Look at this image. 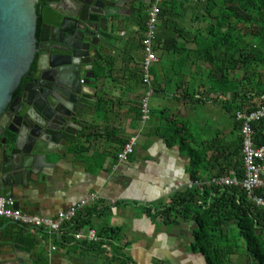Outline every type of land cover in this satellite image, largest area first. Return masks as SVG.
I'll list each match as a JSON object with an SVG mask.
<instances>
[{
    "label": "crops",
    "instance_id": "1",
    "mask_svg": "<svg viewBox=\"0 0 264 264\" xmlns=\"http://www.w3.org/2000/svg\"><path fill=\"white\" fill-rule=\"evenodd\" d=\"M165 1L168 0H161L163 7ZM174 1L178 3V13L168 14L173 20L172 26L164 27V16L159 17L160 26L153 43L158 58L153 66L158 76H152V109L143 132L139 128L138 116L141 86L135 79L146 25L143 24L140 9L136 11L132 0H125L119 8L122 14L113 17L107 29L109 39H102L97 48L96 68L87 72L92 76L86 81L93 100L90 106L82 109L80 128L74 135L65 134L59 154L48 157L54 168L52 176L44 179L50 184L39 182L19 200V209L23 213L51 218L96 194L101 199L99 203L111 211L110 227L126 225L131 232L144 236V240L131 242L122 234L120 245L128 250L125 256L130 259V264H154L157 261L162 264H206L204 257L191 249L193 222L180 219L178 225L166 226L159 218L152 221L144 211L141 217L127 218L128 210L134 205L133 209H146L159 203L166 204L174 193L188 189L185 185L191 179L187 151L180 150L178 144L168 146L158 136L163 125L164 131L170 124L187 125L185 136L207 143V157L216 153L217 147L223 150L218 164L213 162L216 169L204 172L201 175L203 178L214 177L223 166L229 167L237 161L240 163V155L232 161L228 158L237 146L238 133L234 123L229 120L228 130L221 124L224 118L229 119L222 102L230 95L222 97L204 91L201 96V83L205 78L200 70L209 66L196 59L193 52L197 50V35L205 36L207 33V24L196 19L205 17V14L192 6L191 2L196 0ZM187 52L191 54L187 55ZM186 90L192 92V96H187ZM138 132L133 154L126 162H118L117 154ZM188 132L191 136L186 135ZM187 141L193 148L197 147L191 139ZM76 145L81 147V153ZM76 147L77 152L74 151ZM94 202L86 207L96 205ZM118 203H122L123 208H118ZM39 233L41 235L36 234L39 248L46 250L48 264H89L86 256H94L84 250L70 254V249L62 254H52L56 248H52L54 242L51 235L45 238L42 232ZM14 249L15 252L8 245L0 247L1 264H13L11 260L15 255L37 264L30 254L15 246Z\"/></svg>",
    "mask_w": 264,
    "mask_h": 264
},
{
    "label": "trees",
    "instance_id": "2",
    "mask_svg": "<svg viewBox=\"0 0 264 264\" xmlns=\"http://www.w3.org/2000/svg\"><path fill=\"white\" fill-rule=\"evenodd\" d=\"M44 1L38 0L36 11ZM191 3L205 14V17L196 19L207 24V33L205 36L197 35V50L193 52L196 59L209 66L200 70L205 78L201 83V96L204 91L222 97L230 95L222 105L234 123L238 136L237 146L228 158L232 161L240 155L241 163V124L235 121V114L255 110L260 102H264V0H196ZM169 13H178V3L174 0L165 1L164 7L160 4L159 17L164 16L166 28L173 24ZM36 33L38 36V30ZM93 68H96V60ZM185 92L187 96H192V92ZM251 128L255 145H264V118L253 123ZM187 129L185 124L177 126L175 123L164 131L163 125L158 136L168 146L178 144L180 150L187 151L191 180H210L213 177L203 178L201 175L216 169L213 162L218 164L223 150L217 147L216 153L207 157V143L197 138H187ZM190 134L186 133L188 136ZM190 139L191 143L197 145L196 148L189 144L187 140ZM77 147L74 148L75 152ZM78 151L81 153V147H78ZM240 163L237 161L229 167L223 166L214 177L229 176L234 171L241 179L243 171ZM255 195L264 198V190L255 191ZM107 210L108 207L99 209L96 205L86 207L65 223L58 233L53 234L3 218H0V229L3 237L11 238L14 246L34 257L37 264H48L46 250L39 248L40 241L36 235L39 232L45 234L46 238L51 235L53 242L62 247L78 246L87 252L104 251L115 244V250L109 249L113 254L111 259L118 257L124 264L127 261L130 264L128 257L116 252L124 248L120 245L122 229L107 224L100 228L94 226V217H101ZM144 212L151 220L161 219L166 226H176L180 219L193 222L191 249L200 253L206 264H264V211L248 198L241 187L204 185L185 189L174 193L168 203H159L144 209ZM85 228L93 229L98 241L75 240L73 235Z\"/></svg>",
    "mask_w": 264,
    "mask_h": 264
},
{
    "label": "water",
    "instance_id": "3",
    "mask_svg": "<svg viewBox=\"0 0 264 264\" xmlns=\"http://www.w3.org/2000/svg\"><path fill=\"white\" fill-rule=\"evenodd\" d=\"M124 1L45 0L36 37L38 0H0V192L15 200V209L39 182L50 184L44 179L54 168L48 157L61 150L65 134L80 128L82 109L93 100L87 72ZM32 63V81L11 101ZM10 102L14 108L5 116ZM4 245L15 252L0 229ZM11 263L33 264L19 255Z\"/></svg>",
    "mask_w": 264,
    "mask_h": 264
},
{
    "label": "built area",
    "instance_id": "4",
    "mask_svg": "<svg viewBox=\"0 0 264 264\" xmlns=\"http://www.w3.org/2000/svg\"><path fill=\"white\" fill-rule=\"evenodd\" d=\"M161 0H153L150 5L147 24L144 37L141 41L143 47L142 60V84L147 91L140 98V123L143 126L150 119L149 100L154 94L153 79L150 76V67L158 61L153 40L156 35V25L160 14ZM264 118V102L255 109L248 112L238 111L235 114V121L241 124V164L242 177H237L232 171L229 176L213 177L207 181H193L186 183L185 187L194 189L202 186H237L241 187L256 206H259L264 211V198L256 196L255 191L264 190V145L256 146L253 140V131L251 125L259 122ZM140 132L129 138L122 149L117 154V161L120 163L126 162L133 154L134 148L138 142ZM96 201V202H94ZM101 199L96 194H91L89 197L80 200L74 206L58 212L54 217H40L23 213L20 209L14 208V201L2 196L0 192V218L10 222L30 227V229H42L50 234L58 233L62 226L69 222L76 214L84 209L89 203L94 202L97 206H103L99 202ZM77 241L96 242V234L94 230H88L87 234L84 231L73 235Z\"/></svg>",
    "mask_w": 264,
    "mask_h": 264
},
{
    "label": "rangeland",
    "instance_id": "5",
    "mask_svg": "<svg viewBox=\"0 0 264 264\" xmlns=\"http://www.w3.org/2000/svg\"><path fill=\"white\" fill-rule=\"evenodd\" d=\"M140 0L138 1V2H136L135 4H134V7H135V9H136V11L137 10H139L140 9ZM140 15H141V18L143 19V24H147V20H146V16H147V18H148V13H149V9H143V5H142V8H141V10H140ZM158 26H160L159 25V19H158V22H157V25H156V28H158ZM153 42H154V40H153ZM153 46H154V44H153ZM141 50H142V55H141V57L139 58V60H138V58H137V61L139 62V63H137L136 65V68H138V69H136V72H137V74H138V76H137V78L135 79L136 80V82H139V85L141 86L140 88H141V95H140V98L141 97H143L144 96V94L146 93V91H147V89H146V87L142 84V60H143V57H144V54H143V47H142V44H141ZM150 76L152 77V76H155V77H157L158 76V71L157 70H155V66H151L150 67ZM154 87V86H153ZM154 89V88H153ZM154 95V94H153ZM153 95H152V97H153ZM152 97L150 98V100H149V109H150V111H151V109H152V107H151V100H152ZM140 99H139V103H138V113H140ZM219 118V117H218ZM230 119H228L227 117L226 118H224L223 120H222V126H226L227 127V130L229 129V126H230V124H231V122L229 121ZM140 121V120H139ZM218 121V120H217ZM147 124H148V121L143 125V127H142V125L140 124L139 125V128L141 129L142 128V132H143V130H144V128L147 126ZM186 124H188L189 125V123H186ZM189 127H190V125H189ZM235 135V132H233V136ZM117 206H118V208H123V206H122V203H118L117 204ZM135 206V205H134ZM134 206H132L131 207V209L130 210H128V213H129V215H128V219L129 220H131V219H133V217H141V216H143V211H144V209L145 208H142V207H140V209H133V207ZM100 208H104L103 206L102 207H100ZM99 208V209H100ZM137 210H139V211H137ZM110 214H111V211H110V209L109 210H107L106 212H105V214L104 215H102L101 217H99L97 220L96 219H94L93 221V223H94V226L95 227H97V228H100V227H102L104 224H109V216H110ZM155 219H153L152 221H154ZM122 228V230H123V232H122V234H125L126 235V238L128 239V240H131V242H134V241H137V240H139V239H142V240H144V236L143 235H140L138 232H131V229L129 228V226H127L126 227V225H124V227H121ZM166 228H169V227H164V229H166ZM88 230H91V229H89V228H85L83 231H84V234H87V231ZM93 230V229H92ZM38 234H40V233H38ZM41 235V234H40ZM44 235V237L46 238L47 236L45 235V234H43ZM96 238H97V236H96ZM52 239V238H51ZM50 239V240H51ZM53 240V239H52ZM97 241H98V238H97ZM49 246H51V243L49 244ZM53 246H54V248H56V251H53V249H52V254H62L63 252H65V251H67V249H70V254H75V253H78L79 252V248H78V246H66V247H62V246H60L59 244H56V243H53L52 244V248H53ZM102 247H104V246H102ZM109 249H116V245L115 244H113L112 246H111V248L108 246L107 248H106V250H98V251H96V252H91L92 254H94V256L92 255V258H91V256H89V255H87L86 257H88V259L89 260H87V262L89 263V264H124V261L123 260H121L120 258H115V259H111V258H107V256H109V257H112V253H110L109 252ZM117 254L118 255H120V256H125V255H127V252H128V250H126V249H118L117 251ZM87 254H88V252H87ZM234 259V258H233ZM127 264H128V261H127ZM154 264H157V262H155ZM158 264H162L161 262H159Z\"/></svg>",
    "mask_w": 264,
    "mask_h": 264
},
{
    "label": "flooded vegetation",
    "instance_id": "6",
    "mask_svg": "<svg viewBox=\"0 0 264 264\" xmlns=\"http://www.w3.org/2000/svg\"><path fill=\"white\" fill-rule=\"evenodd\" d=\"M139 0H132V4H135L136 2H138ZM151 2L152 0H140V10L142 8V5H143V9H148V7L151 5ZM44 5L41 4L40 6ZM39 6V7H40ZM39 7H38V10H37V23H36V31L38 30V36H39V33H40V29H41V16H40V13H39ZM37 34V33H36ZM37 36V35H36ZM37 36V37H38ZM36 73V66H35V63H32L29 71H28V76H25L21 79L19 85L17 86V88L14 90V92L12 93V100L13 101L17 96L20 95V93L22 92L23 90V87L25 86V84H28L29 82L32 81V77L35 75ZM14 108V106H12V102H10L7 107L5 108L4 110V113L5 116L8 115V114H11V109ZM5 119H3L2 121H4Z\"/></svg>",
    "mask_w": 264,
    "mask_h": 264
}]
</instances>
